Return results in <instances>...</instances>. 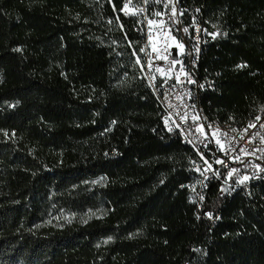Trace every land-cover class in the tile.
Listing matches in <instances>:
<instances>
[{
	"label": "trees",
	"instance_id": "16d2710c",
	"mask_svg": "<svg viewBox=\"0 0 264 264\" xmlns=\"http://www.w3.org/2000/svg\"><path fill=\"white\" fill-rule=\"evenodd\" d=\"M126 1L0 0V264H264V182H214L198 212L196 154L143 77ZM176 2L215 34L201 106L245 124L264 109V0Z\"/></svg>",
	"mask_w": 264,
	"mask_h": 264
},
{
	"label": "built area",
	"instance_id": "2783aa9c",
	"mask_svg": "<svg viewBox=\"0 0 264 264\" xmlns=\"http://www.w3.org/2000/svg\"><path fill=\"white\" fill-rule=\"evenodd\" d=\"M181 18L182 14L179 27L184 31ZM188 22L189 51L174 70L185 74L184 82L163 81L155 74V54L148 45L152 41L149 36H145L147 47L143 51V63L140 60L139 63L144 79L165 111L167 127L196 154L193 171L201 178L196 195L198 212L202 213L205 192L212 183L221 182L233 193L250 196L253 188L264 182V109L241 126L222 123L206 114L197 93L205 83L195 81V70L215 34L209 31L200 9L189 11ZM200 216L212 223L216 220L209 213Z\"/></svg>",
	"mask_w": 264,
	"mask_h": 264
},
{
	"label": "rangeland",
	"instance_id": "374dc122",
	"mask_svg": "<svg viewBox=\"0 0 264 264\" xmlns=\"http://www.w3.org/2000/svg\"><path fill=\"white\" fill-rule=\"evenodd\" d=\"M127 1L128 14L138 18L145 36L152 39L148 45L151 47V52L153 51L155 54L153 62L155 74L163 81L184 82L185 74L174 72L179 68L177 62L188 54L185 40L182 36L175 35L174 31L178 18L182 14L177 8L176 0L170 3L167 17L161 11L163 7L160 0H142V5L138 0ZM180 32L184 36L187 31L180 30ZM146 47L145 45L144 49Z\"/></svg>",
	"mask_w": 264,
	"mask_h": 264
},
{
	"label": "snow or ice",
	"instance_id": "6c2138e0",
	"mask_svg": "<svg viewBox=\"0 0 264 264\" xmlns=\"http://www.w3.org/2000/svg\"><path fill=\"white\" fill-rule=\"evenodd\" d=\"M185 31H187V29H185ZM142 51H143V50H142ZM258 119H259V118H258ZM219 162H222V161H218V163H219Z\"/></svg>",
	"mask_w": 264,
	"mask_h": 264
}]
</instances>
